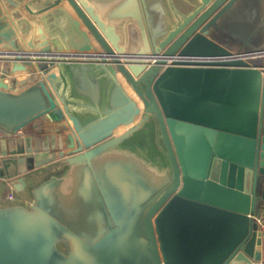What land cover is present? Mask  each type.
Returning a JSON list of instances; mask_svg holds the SVG:
<instances>
[{"label": "water", "instance_id": "95a60500", "mask_svg": "<svg viewBox=\"0 0 264 264\" xmlns=\"http://www.w3.org/2000/svg\"><path fill=\"white\" fill-rule=\"evenodd\" d=\"M62 2L72 13L56 16L79 39L77 51L15 45L9 58L22 62L19 70L46 75L16 98L2 92L0 74L1 136L45 115L68 132L67 154L17 180L26 199L0 206V264H133L131 253L144 264H264L256 223L264 212V0L161 8L53 0L27 9L40 15ZM225 29L242 52L219 43ZM77 59L110 67L105 105L86 116L73 114L64 94L62 66ZM115 161L130 165L128 179L145 191L129 240L95 169Z\"/></svg>", "mask_w": 264, "mask_h": 264}, {"label": "crops", "instance_id": "0c3cea01", "mask_svg": "<svg viewBox=\"0 0 264 264\" xmlns=\"http://www.w3.org/2000/svg\"><path fill=\"white\" fill-rule=\"evenodd\" d=\"M52 1L0 0V74L6 76L3 82L8 86L7 90L2 92L8 94L10 98H16L27 92L35 86L38 80L46 77L38 70V67L36 70L31 68L19 70L17 68V66L23 65L22 62H15L9 58V54L14 52L15 45L31 53H39L46 48L52 52H76L79 48L77 46L79 39L61 21L60 17L56 16L57 10L71 12L66 2H62L58 8L40 15L31 14L27 9L28 6L32 12H38L51 4ZM149 1L153 6L161 8L173 0ZM80 28L85 31L84 26L81 25ZM55 40H60L57 47L54 45ZM68 41L71 43L70 45H66ZM62 67L66 69L63 68L65 99L69 102V108L73 114L80 116L94 114L105 105L106 85H111L109 83V66H100L97 63L83 64L75 61V63ZM54 72L57 70L54 69ZM117 76L118 74L116 78ZM118 80H121L120 76H118ZM129 95L132 96L130 93ZM139 119L140 117L135 119L134 124ZM62 124L53 117L48 119L45 115L33 119L15 133L0 135V177L4 178V180H0V206L22 202L26 199L25 195L16 192L15 184L19 178H23L28 173L37 160L43 157L56 159L63 150L67 154L68 132L61 127ZM124 130L126 127H121L118 134ZM108 138L102 139L100 142ZM153 138L155 140V136ZM61 142L63 149L58 148V144ZM10 160L14 161V166L5 176L4 170ZM109 164H116L122 169L126 168L128 173L131 170L127 163L115 161V163ZM9 195L14 196L13 202L7 199Z\"/></svg>", "mask_w": 264, "mask_h": 264}, {"label": "rangeland", "instance_id": "374dc122", "mask_svg": "<svg viewBox=\"0 0 264 264\" xmlns=\"http://www.w3.org/2000/svg\"><path fill=\"white\" fill-rule=\"evenodd\" d=\"M221 34L220 37H222V39L219 40V43L222 46L235 54L242 52L240 47L231 42L229 40L230 37L225 35L226 29L223 30ZM231 35L233 34L231 33ZM250 62L254 64H262L263 58H258L257 60L252 59ZM54 161L55 159L53 157H43L37 160L35 165L28 172H31L36 167L47 166ZM95 169L100 181L108 190L110 189L111 198L117 207L118 213L121 215L122 235L124 238L126 237L128 239L131 234L133 220L137 217L140 207L143 204V197H145L143 184H141L139 180L134 181L133 179H128L129 176L128 173L124 172L125 169H122L116 164L103 163ZM146 187L147 186L145 185V189ZM136 226H138L137 223ZM139 236L140 235H138L137 232L136 237L133 236L136 243H139V238H137ZM131 260L133 264H144L139 254L136 253H131Z\"/></svg>", "mask_w": 264, "mask_h": 264}, {"label": "built area", "instance_id": "2783aa9c", "mask_svg": "<svg viewBox=\"0 0 264 264\" xmlns=\"http://www.w3.org/2000/svg\"><path fill=\"white\" fill-rule=\"evenodd\" d=\"M175 57L172 58H167L166 59V64L162 65L161 68H165L166 66H169L172 63V60H175ZM83 59H77L78 62H84L82 61ZM157 59H152L148 61L149 66L150 65H154ZM177 60V59H176ZM108 62H111L108 59ZM9 201H14V196L13 195H9L7 198ZM257 223V232L260 233L261 235V239H262V245L264 248V212L262 213V215L260 216V218L258 220H256Z\"/></svg>", "mask_w": 264, "mask_h": 264}, {"label": "bare ground", "instance_id": "6f19581e", "mask_svg": "<svg viewBox=\"0 0 264 264\" xmlns=\"http://www.w3.org/2000/svg\"><path fill=\"white\" fill-rule=\"evenodd\" d=\"M129 93L131 94V91L129 90Z\"/></svg>", "mask_w": 264, "mask_h": 264}, {"label": "flooded vegetation", "instance_id": "af4514ba", "mask_svg": "<svg viewBox=\"0 0 264 264\" xmlns=\"http://www.w3.org/2000/svg\"><path fill=\"white\" fill-rule=\"evenodd\" d=\"M139 235V234H138ZM137 238H139V237H137Z\"/></svg>", "mask_w": 264, "mask_h": 264}]
</instances>
